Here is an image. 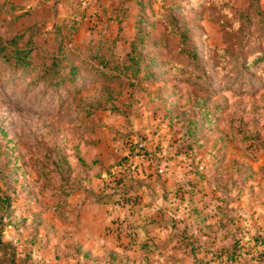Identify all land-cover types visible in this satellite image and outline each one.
Wrapping results in <instances>:
<instances>
[{"label":"rangeland","instance_id":"374dc122","mask_svg":"<svg viewBox=\"0 0 264 264\" xmlns=\"http://www.w3.org/2000/svg\"><path fill=\"white\" fill-rule=\"evenodd\" d=\"M131 141L167 186L205 174L264 216V0H0V216L59 235L60 187L100 184Z\"/></svg>","mask_w":264,"mask_h":264},{"label":"crops","instance_id":"0c3cea01","mask_svg":"<svg viewBox=\"0 0 264 264\" xmlns=\"http://www.w3.org/2000/svg\"><path fill=\"white\" fill-rule=\"evenodd\" d=\"M99 162L110 169L101 158ZM137 163L140 166L134 177L141 185L129 194L124 206L111 200L86 199L100 192L103 182L99 178L100 184L89 190H76L67 196V201L60 192L56 195L58 204L50 210L59 235L51 234L52 229L35 221L32 212L22 213L28 216L24 220L30 226L27 229L6 225L2 240L16 247L17 264H222L214 255L219 248L239 240L244 251L255 246L259 234H264V216L258 214V205L246 206L242 196L232 198V194L210 191L207 186L199 190V180L208 178L205 174L169 187L163 174L156 176L155 169L149 170L147 159L139 158ZM140 168L145 171L139 172ZM260 207L264 209L263 205ZM200 216H205L208 224L225 221L227 216L234 221L211 233L199 228ZM119 218H126L124 226H131L136 233L118 230ZM66 229H74V235L64 236ZM242 249L241 254H245ZM2 255L0 252V258ZM27 255L30 259L25 261ZM242 257L234 263L242 264ZM248 264H254V260Z\"/></svg>","mask_w":264,"mask_h":264},{"label":"trees","instance_id":"16d2710c","mask_svg":"<svg viewBox=\"0 0 264 264\" xmlns=\"http://www.w3.org/2000/svg\"><path fill=\"white\" fill-rule=\"evenodd\" d=\"M19 7V6H17ZM7 11L9 9L5 8ZM59 27L55 29V31H59ZM32 43V41H30ZM29 42V43H30ZM105 45V44H104ZM37 48H40L38 44H36ZM33 46V47H36ZM5 47V46H4ZM31 48V50L33 49ZM7 48V45H6ZM104 46H100V49H103ZM68 50H62L59 48V50L52 55L53 63L51 64L53 67H57V63H60L61 61L73 58L74 56H77L79 53V48L75 46H71L70 48H67ZM136 49V46H133V50ZM98 54H95V56H92V58L100 59L103 68L107 66L108 58H105L106 56L102 55V52H99ZM97 53V52H96ZM133 57H131L132 59ZM86 59V58H85ZM51 66V67H52ZM128 68H133L132 71L138 72L139 66L129 65ZM128 68L125 70L126 74H129L136 78L139 82H141L145 76H136V74H132L130 71L128 72ZM149 152L146 149L145 146L141 147L140 142H129L127 147V154L124 156V158L116 164L120 167V170L118 172H112L110 169L104 168L99 160H96V166L101 170L102 173H105L106 176L103 177V184L100 188V192L95 195H88L86 199H91L94 202H109L114 201L122 206H124L128 200H129V194L133 191H136L140 187V182L138 179H136L134 176L136 170H137V164L136 160L139 158L147 159L149 162V165L153 166V159L151 156H149ZM159 168L156 167L155 173H160ZM204 175V174H202ZM182 187V186H178ZM80 188H65L60 187L59 192L61 196H65V201H67V196H69L71 193L75 192L76 190H79ZM190 201V200H189ZM187 201V202H189ZM135 204L136 202L133 201ZM134 207L133 204H131V208ZM137 211V210H136ZM15 211L9 212L7 215H4L9 218L8 222L5 223L4 216H0V222L2 223V227L0 228V252L3 253V255L0 258V264H17L16 258L18 256V251L16 247L8 242H3L2 236H3V230L5 229L6 225H12L17 228L20 227L19 222L17 218H15L14 215ZM221 213L223 214L224 211L222 210ZM120 223L118 230L125 231L127 234L134 235L136 232L134 228L131 226H124L123 223H125L127 220L126 218H119ZM233 217L227 216L225 221L221 220L220 222H216L214 224H208L206 222L205 216H200L198 219V225L199 228L207 229L208 232H218L221 227L229 226L233 224ZM260 238H257L256 246H260V250L257 251L255 256L252 258L254 260V264H264V234H259ZM195 238L194 240H196ZM194 240L192 241L194 243ZM214 244V241L211 242ZM243 245L239 242V240H236L231 246L224 245L221 248H219L215 253V257L220 260L222 264H235L234 262L240 257L241 255V249ZM30 259V256L25 257V261H28ZM24 264V263H23Z\"/></svg>","mask_w":264,"mask_h":264},{"label":"built area","instance_id":"2783aa9c","mask_svg":"<svg viewBox=\"0 0 264 264\" xmlns=\"http://www.w3.org/2000/svg\"><path fill=\"white\" fill-rule=\"evenodd\" d=\"M140 146H141V147H143V146H144V144H143V143H140Z\"/></svg>","mask_w":264,"mask_h":264}]
</instances>
